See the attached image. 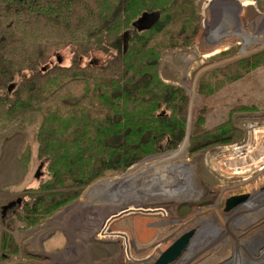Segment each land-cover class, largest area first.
Segmentation results:
<instances>
[{
	"label": "trees",
	"instance_id": "16d2710c",
	"mask_svg": "<svg viewBox=\"0 0 264 264\" xmlns=\"http://www.w3.org/2000/svg\"><path fill=\"white\" fill-rule=\"evenodd\" d=\"M237 8L232 3L201 15L199 47H206L204 37L212 31L235 27ZM193 10L192 0H0V127L20 125L22 114L43 108L45 153L53 158L47 165L52 177L38 188L42 193L34 197L30 191L27 197L34 200L21 206L29 225L68 204L78 186L105 171L126 169L144 156L177 147L186 127L187 96L159 79L158 64L164 49L193 42ZM148 17V27L134 26ZM39 24L43 27L36 28ZM63 46L73 53L69 65L42 66ZM91 53H105L107 60L100 64L88 57ZM251 60L240 64L246 69ZM219 126L207 139L227 143L230 138L222 136L233 128L231 119ZM203 142L194 140L193 148L210 144ZM8 234L1 235V259L18 251Z\"/></svg>",
	"mask_w": 264,
	"mask_h": 264
},
{
	"label": "rangeland",
	"instance_id": "374dc122",
	"mask_svg": "<svg viewBox=\"0 0 264 264\" xmlns=\"http://www.w3.org/2000/svg\"><path fill=\"white\" fill-rule=\"evenodd\" d=\"M192 2L193 24L197 28L193 42L186 47L171 46L164 49L158 64L159 79L165 84L181 88L187 96L186 127L177 147L144 156L126 169L105 171L87 185L78 186L80 190L77 197L68 204L44 216L38 223L29 225L23 211L20 210L21 206L32 202L37 194H41L42 190H38L41 183L52 177L47 165L49 161L53 163V158L45 153L46 128L41 125L44 110L42 108L41 112L22 114L24 120L20 125L18 122L15 126L0 127V242L2 233H9L18 250L1 259V255L5 254H1L0 248V264H153L165 249L191 227L201 224V230L210 222L217 223L222 220L227 212L238 205L245 204V200H242L238 205H227L230 198L245 197L246 193L264 185V145L257 143L258 135L264 136V46L248 50L249 52L239 57L242 45L237 41L231 42L217 52L210 39L203 41L206 47H199L198 44L202 31L201 15L209 12L216 14L229 2H240L246 6L247 16L242 25L261 24V30L264 31V18L254 19L256 12L264 16V0H192ZM40 27L43 26L40 24L36 26ZM220 28L209 34L212 35ZM25 29L32 31L27 29V26ZM57 56L61 58L60 64L63 67L70 64L73 53H70L69 47L63 46L47 55V62L42 66L50 68L55 63L59 64ZM88 57H91V60H98L100 64L107 60L105 53H91ZM249 59L250 65L244 69L240 62ZM82 60L85 64L87 58ZM191 89L197 94L193 101L190 96ZM81 93L84 91L81 90ZM238 106L244 109H236ZM227 118L231 119L233 128L222 138L227 137L230 140L225 143L207 139V135L217 133L219 125ZM1 123L0 121V126ZM194 124L197 125L193 131ZM39 128L42 129L40 141L37 139ZM185 139L186 159L189 158L187 160L193 171V178L198 181L197 188H194L192 193L184 190V193L174 199H153L145 205L135 203L137 208L143 209L144 214L155 215L158 221L162 222L164 219L171 221L172 224L179 222L178 229L167 231L169 225L166 224L147 222L136 224L132 220L130 203H123L124 198H121V201H110L100 205L99 202L95 203L93 198L89 202L83 196L89 186L104 179L122 176L146 158L175 151ZM197 139H203L204 142L208 140L210 144L193 148V142ZM241 153L243 155L239 157ZM41 163H44L43 167H39ZM48 169L50 170V165ZM50 184L54 185L52 181ZM74 188L66 187L65 191ZM30 191L35 194L34 197H27ZM256 192L257 190L251 191L250 194ZM218 194L220 201L216 207L214 201ZM117 195L114 194L113 197L119 198ZM19 198L20 204H15L16 209H12L14 207L7 209L9 213L6 211L7 216L4 219L1 207L17 202ZM135 205H132L133 209ZM14 212L16 214L12 215ZM66 215L68 219L65 221ZM112 216H118V219L111 220ZM189 216L192 217L191 220ZM51 222L52 225L49 224ZM111 224L118 225L116 227L121 228L122 235L116 234L119 230L111 233L115 227L107 230L108 235L101 233ZM262 225V222L257 223L251 228V232L242 237L239 234L237 238H233L232 232L228 233L221 248L213 249L215 252L212 254H208L207 251L198 260L192 261L193 263L188 261L189 264L226 262L236 264L234 259H239L242 264H262L264 259H260L257 254L259 247L250 248L247 244L251 240L250 233L252 231L256 233ZM161 234L170 235L171 238L161 237ZM121 237L126 243L121 241ZM164 238L166 239L163 241ZM259 245L260 248L264 245V235ZM146 252L150 253L146 255ZM250 258H253L252 262L249 261Z\"/></svg>",
	"mask_w": 264,
	"mask_h": 264
},
{
	"label": "bare ground",
	"instance_id": "6f19581e",
	"mask_svg": "<svg viewBox=\"0 0 264 264\" xmlns=\"http://www.w3.org/2000/svg\"><path fill=\"white\" fill-rule=\"evenodd\" d=\"M235 4L238 5L237 17L235 16L233 18V26H235V28L229 29L230 26L225 25L216 31L220 32H218L217 34L216 32H213V34H216L214 36L216 44L215 46L219 50L225 48V46H227L233 41H237L238 43H240L242 45L238 55L240 57L242 56V54L247 53L248 50L254 49L255 47L264 46V31L261 30V24L251 25L250 23H245L244 25H242L244 23L246 11L242 3L235 2ZM256 14L257 15L254 17V19L264 18L262 14H259L257 12ZM208 39L211 40L210 34L205 35L204 41ZM194 83L196 82L194 81ZM190 96L192 101L194 97L197 96L193 89H191L190 91ZM189 126L190 120L189 124L187 125V128ZM257 140L258 144L264 145L263 135H258ZM186 147L187 139H185L180 148L175 151L146 158L141 163L131 167L122 176L104 179L89 186L87 191L85 192V195L83 196H85V199L89 200V202L92 201L93 198L95 203L99 202L100 205H104L106 203H109L110 201H121V198H124V200H122L124 201L123 203H130L129 208L132 211V220H134L136 224H145L144 222H147L149 224H166L169 225L167 231H170V229L174 228L178 229L180 226L179 222H177L176 224H172L171 221H164V219L162 220V222L158 221L157 218H155V215L144 214V211H142L143 209L137 208L138 206H136L135 203L145 205L153 199H174L176 197L178 198L181 193H184V190L190 193L194 190V188H197L198 181L193 178V171L191 169L189 161L187 160L189 158L186 159ZM242 155L243 153L239 154V157H241ZM240 162L248 163L246 161L241 160ZM262 188H264V185H260L258 188L256 187L255 189L251 190L254 192L255 190H257L256 194L254 193L253 195L250 194L251 191L246 193L243 199L245 200V204H237L238 206L232 209V211L227 212V215H224L222 217V220L219 219V222H210V224H207L206 227H203L201 230V224H198L188 229L192 230L193 232L190 243L180 253V255L169 264H184L185 260L186 264H189V262L196 261L201 258L202 255L206 254L207 251H209L208 254H212V252H215L213 249L218 250V248H221V244L223 243V241H226L228 233L232 232L233 238H237V235L239 234L242 237L243 235L251 232V228L257 225V223L259 222L263 223L262 227L257 229L256 233L253 231L252 233H250L251 240L248 241L247 244L250 248L259 247V252L257 254L259 255L260 259H264V245L262 246V248H260L259 245V242L261 241L264 235V233H262L264 231V189ZM114 194H118L117 196H119V198H114ZM219 196L220 194H218L217 199H215L214 201L215 206L217 202L220 201ZM127 199L130 200L127 201ZM132 205H135L136 209H133ZM215 206L213 205V207ZM189 217L191 220L192 217ZM67 219L68 216L67 218H65V221ZM117 219L118 216L111 217V220ZM49 224L52 225L53 222ZM152 225L153 224H151V226ZM116 226L118 225H108L104 228V231L101 233L108 235L107 230L110 227H115L112 228L114 230H112L111 233L115 230H119L116 232V234L122 235L121 228ZM251 234H254L255 236H252ZM100 235L97 234V236ZM160 236L171 238V236H167V234H161ZM120 239L121 241L126 243V240H124V238L121 237ZM83 241H85V239H83ZM149 253L150 252H146L145 254L147 255ZM234 261L236 262V264H242V261H240L239 259H234ZM249 261L252 262L253 258H250ZM262 264H264V262Z\"/></svg>",
	"mask_w": 264,
	"mask_h": 264
},
{
	"label": "water",
	"instance_id": "95a60500",
	"mask_svg": "<svg viewBox=\"0 0 264 264\" xmlns=\"http://www.w3.org/2000/svg\"><path fill=\"white\" fill-rule=\"evenodd\" d=\"M151 20L149 17L147 19L139 20L134 24L135 27L138 29H141L143 27H148ZM128 33H124L122 36L123 41V50L125 51L127 49V43H128ZM57 62H61L60 57L58 56ZM42 166V164H41ZM40 166V167H41ZM244 199L243 196H235L228 200L227 205H237ZM21 202V198L17 200V202H11L7 204L6 206H2V217L4 218L5 213L7 209H11L12 207L19 205ZM193 235L192 230H188L186 233H184L177 241L173 242L167 249H165L160 256L157 258V260L153 264H169L172 261H174L180 253L187 247V245L190 243L191 237Z\"/></svg>",
	"mask_w": 264,
	"mask_h": 264
},
{
	"label": "crops",
	"instance_id": "0c3cea01",
	"mask_svg": "<svg viewBox=\"0 0 264 264\" xmlns=\"http://www.w3.org/2000/svg\"><path fill=\"white\" fill-rule=\"evenodd\" d=\"M232 3H235V2H229V3L225 4V5L220 9V11L223 10L224 8H226L227 6H229V5L232 4ZM208 5H209V3H208L206 6H208ZM243 6H244L245 11H246V12H245V17H246V16H247V8H246V6H245L244 4H243ZM220 11H219V12H220ZM217 13H218V12H217ZM210 14H214V13L209 12V14H202V15H210ZM214 36H215V34H213V35L211 36V43L213 44V47H214L215 50H219V49L215 46L216 44H215V39H214L215 37H214ZM258 49H259V48H258ZM258 49H257V50H258ZM165 239H166V238H164L163 241H164ZM159 253H160V252H159Z\"/></svg>",
	"mask_w": 264,
	"mask_h": 264
},
{
	"label": "flooded vegetation",
	"instance_id": "af4514ba",
	"mask_svg": "<svg viewBox=\"0 0 264 264\" xmlns=\"http://www.w3.org/2000/svg\"><path fill=\"white\" fill-rule=\"evenodd\" d=\"M12 209H15V207H14V208H12ZM7 213H9V212L7 211ZM7 213H5L6 215L4 216V219H5V217L7 216Z\"/></svg>",
	"mask_w": 264,
	"mask_h": 264
}]
</instances>
